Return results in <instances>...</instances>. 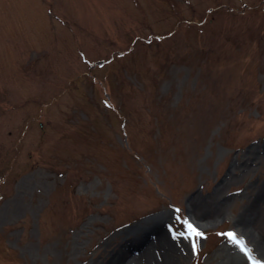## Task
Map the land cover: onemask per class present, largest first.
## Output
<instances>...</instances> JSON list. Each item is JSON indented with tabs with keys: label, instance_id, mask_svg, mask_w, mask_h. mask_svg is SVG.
<instances>
[{
	"label": "rangeland",
	"instance_id": "374dc122",
	"mask_svg": "<svg viewBox=\"0 0 264 264\" xmlns=\"http://www.w3.org/2000/svg\"><path fill=\"white\" fill-rule=\"evenodd\" d=\"M144 249L264 264V0H0V264Z\"/></svg>",
	"mask_w": 264,
	"mask_h": 264
},
{
	"label": "bare ground",
	"instance_id": "6f19581e",
	"mask_svg": "<svg viewBox=\"0 0 264 264\" xmlns=\"http://www.w3.org/2000/svg\"><path fill=\"white\" fill-rule=\"evenodd\" d=\"M253 204H254V203H253ZM245 218H246V217H245ZM248 218H249V217L246 218L247 221H246V220H241V222H240L239 224L242 225L243 223L248 222V221H249ZM240 227H241V229L244 228V227H242V226H240ZM242 230H244V229H242ZM151 232L156 233V232H158V229L154 227V228H152V229L149 231V233H151ZM149 233L147 232L146 235L143 236L144 238L142 237L141 240L146 242ZM156 237H157V238H156ZM154 238H155L156 241H158L159 239L161 240V241H159L160 243H158L157 245H159V246H161V247H162V246H163V247H166L167 250H171L170 245H169V242H167L168 240H167V238H166L165 235H163V237H162L161 235H159V233H156L155 236H154ZM158 238H159V239H158ZM147 244H148V245H146L145 247L149 246V247H152V248H153V246H154V244H151V241L148 242ZM139 245H140V244H138L137 247H138ZM141 252H142V254L139 256V258H136L135 261H138V260H139V262H143V263H145V264H151V257H152V255H151L150 251L148 250L147 253H146V249H144V251L141 250ZM123 257H124L123 254H117V255H114V256L110 259V263H111V264H123V263H125L126 260H127V259L125 258L126 256H125L124 258H123ZM122 258H123V261H122ZM141 258H142L143 260H142ZM125 259H126V260H125ZM140 259H141V260H140ZM152 260H153V258H152ZM153 264H176V262H175L174 259H173L172 252H170V253H167V254L162 255V261H161V262H156V261L153 260Z\"/></svg>",
	"mask_w": 264,
	"mask_h": 264
},
{
	"label": "snow or ice",
	"instance_id": "6c2138e0",
	"mask_svg": "<svg viewBox=\"0 0 264 264\" xmlns=\"http://www.w3.org/2000/svg\"><path fill=\"white\" fill-rule=\"evenodd\" d=\"M188 227H189V229H191V231H192L193 233H195V235H196L197 237H199L200 235H202L201 233L197 232L196 229H195L191 224H188ZM228 236H229V238L233 239L234 241L236 240V237H235L234 234L229 233ZM174 238H175V237H174ZM240 246H241V250H242V251H245V248H244V245H243L242 242L240 243ZM194 247H195V246H194Z\"/></svg>",
	"mask_w": 264,
	"mask_h": 264
}]
</instances>
